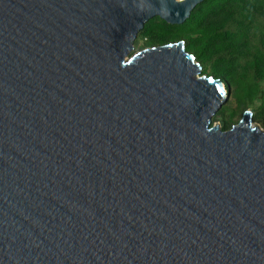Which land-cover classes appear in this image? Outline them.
<instances>
[{
    "label": "water",
    "instance_id": "obj_1",
    "mask_svg": "<svg viewBox=\"0 0 264 264\" xmlns=\"http://www.w3.org/2000/svg\"><path fill=\"white\" fill-rule=\"evenodd\" d=\"M204 0H0V264H264V130L145 24Z\"/></svg>",
    "mask_w": 264,
    "mask_h": 264
},
{
    "label": "trees",
    "instance_id": "obj_2",
    "mask_svg": "<svg viewBox=\"0 0 264 264\" xmlns=\"http://www.w3.org/2000/svg\"><path fill=\"white\" fill-rule=\"evenodd\" d=\"M137 40L145 47L183 41L202 73L227 85L228 100L213 118L222 130L248 108L264 128V0H204L181 25L154 17Z\"/></svg>",
    "mask_w": 264,
    "mask_h": 264
},
{
    "label": "clouds",
    "instance_id": "obj_3",
    "mask_svg": "<svg viewBox=\"0 0 264 264\" xmlns=\"http://www.w3.org/2000/svg\"><path fill=\"white\" fill-rule=\"evenodd\" d=\"M157 2L158 0H137L134 7L136 8L138 14H147L155 10L159 14L166 16L168 14L166 3H161V6L157 7Z\"/></svg>",
    "mask_w": 264,
    "mask_h": 264
},
{
    "label": "rangeland",
    "instance_id": "obj_4",
    "mask_svg": "<svg viewBox=\"0 0 264 264\" xmlns=\"http://www.w3.org/2000/svg\"><path fill=\"white\" fill-rule=\"evenodd\" d=\"M145 48V44H144V41L143 40H136L135 42V50H141ZM230 101V100H229ZM228 101V102H229ZM248 111H253V108H248L247 109ZM243 114V113H242ZM242 116V115H241ZM241 116H238L237 115V119L240 118ZM256 123V122H255ZM215 124H220V122L216 121ZM260 127L261 125L259 123H257ZM262 128V127H261ZM264 130V128H262Z\"/></svg>",
    "mask_w": 264,
    "mask_h": 264
}]
</instances>
